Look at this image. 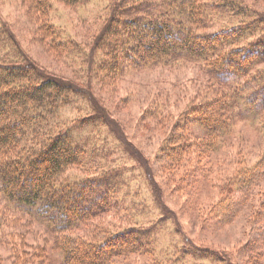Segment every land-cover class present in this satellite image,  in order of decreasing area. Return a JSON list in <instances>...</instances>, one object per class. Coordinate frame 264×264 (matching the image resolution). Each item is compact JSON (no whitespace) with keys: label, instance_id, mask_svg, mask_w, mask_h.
Here are the masks:
<instances>
[{"label":"rangeland","instance_id":"1","mask_svg":"<svg viewBox=\"0 0 264 264\" xmlns=\"http://www.w3.org/2000/svg\"><path fill=\"white\" fill-rule=\"evenodd\" d=\"M154 1L164 5L170 0ZM243 1L264 15V0ZM112 5L110 0H89L77 6L63 0H0L4 37L0 59L29 60L50 77L90 82L86 92L93 94L94 104L101 110L81 95L60 110L58 120L88 122L73 128L75 138L108 150L105 168H120L124 176V185L110 209L86 226L73 228V234L91 240L94 235L101 237L135 225L154 227L155 264H264V238L259 236L263 230L252 231L261 222L260 216L264 220V214L254 220L263 202L259 193L264 192V181L250 190L237 210L234 202H229L240 194L233 186L235 168H250L264 152L259 114L254 112L255 106L245 105L257 88L249 81L252 78L238 77L239 89L245 91L239 103L244 110L239 115L242 120L217 141L205 160L198 161L200 170L192 180H186L187 174L178 180L175 174L185 160L162 158L167 139L172 133L177 141L187 132L191 140L202 136L203 130L185 121L182 114L190 104L206 97V91H214L215 85L204 75L200 61L154 65L121 75H107L99 69L93 75L103 81L89 76L87 60L100 40ZM229 22L235 23L226 14L217 15L216 23L206 30ZM84 175L81 166H72L62 174L61 182H80ZM225 183L226 195L218 206L216 189ZM38 207L37 203L12 204L0 193V264L43 263L35 258L36 249L52 248L55 236ZM200 210L206 215L201 221L197 216ZM47 253L48 264H61L60 251ZM137 257L132 255L128 261L147 264Z\"/></svg>","mask_w":264,"mask_h":264},{"label":"trees","instance_id":"2","mask_svg":"<svg viewBox=\"0 0 264 264\" xmlns=\"http://www.w3.org/2000/svg\"><path fill=\"white\" fill-rule=\"evenodd\" d=\"M63 1L77 6L89 0ZM110 2L113 5L106 26L94 45V55L87 60L89 76L103 81L93 75L99 69L107 75H121L154 65L200 61L204 75L215 85L214 91H206V97L190 104L182 114L185 121L203 130L202 136L191 140L187 132L184 136L188 141L184 136L177 141L172 133L167 139L162 158L185 160L175 174L178 180L186 174V180H192L195 171L200 170L198 161L203 157L205 160L217 141L242 120L239 115L244 110L239 103L245 91L239 89L238 77L252 78L249 81L257 87L245 105L255 106L258 127L264 134L263 14L243 0H170L164 5L154 0ZM222 14L235 23L207 31ZM55 34L53 28L51 35ZM3 42L0 30V47ZM88 85L90 82L50 77L29 60L0 59V193L18 206L39 204L37 212L55 236L52 248L36 249L34 256L42 264H48L47 251L54 250L62 253L61 264H135L128 261L132 255L141 257V262L155 264L154 227L150 230L135 225L101 237L94 235L91 240L72 232L106 213L124 185L120 168H105L108 150L90 140L75 138L73 128H79L85 120L77 124L58 120L60 110L81 95L101 110L98 103L95 106L93 94L86 92ZM78 165L86 171L84 179L61 182L65 170ZM232 179L240 194L229 202H234L237 210L248 199L250 190L264 181V152L250 168H235ZM226 186L216 189L218 206H222ZM259 195L263 202L254 220L264 214V192ZM197 214L200 221L206 216L202 210ZM260 219L252 231L263 230L259 236L264 238V220L262 216Z\"/></svg>","mask_w":264,"mask_h":264}]
</instances>
